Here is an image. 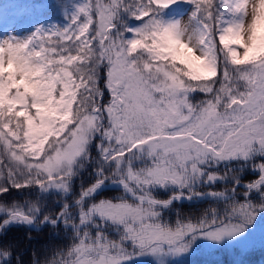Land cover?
Returning a JSON list of instances; mask_svg holds the SVG:
<instances>
[{"label":"snow or ice","instance_id":"obj_1","mask_svg":"<svg viewBox=\"0 0 264 264\" xmlns=\"http://www.w3.org/2000/svg\"><path fill=\"white\" fill-rule=\"evenodd\" d=\"M32 8L60 20L0 31V199L30 197L0 202V264H25L13 227L59 242L30 264H180L245 239L264 216V0ZM194 199L212 205L182 218Z\"/></svg>","mask_w":264,"mask_h":264},{"label":"rangeland","instance_id":"obj_2","mask_svg":"<svg viewBox=\"0 0 264 264\" xmlns=\"http://www.w3.org/2000/svg\"><path fill=\"white\" fill-rule=\"evenodd\" d=\"M51 3L53 0H0V31L20 32L30 28L34 19L44 17H49L50 22H57L60 15L55 10L43 11L42 15H38L41 10L32 8L33 5ZM195 201L203 202L194 200L189 203ZM209 205H212L211 201ZM179 259L180 264H264V216L257 218L245 239L227 245H213L211 242H200L199 245L198 242L195 250Z\"/></svg>","mask_w":264,"mask_h":264},{"label":"trees","instance_id":"obj_3","mask_svg":"<svg viewBox=\"0 0 264 264\" xmlns=\"http://www.w3.org/2000/svg\"><path fill=\"white\" fill-rule=\"evenodd\" d=\"M251 178V177H249ZM223 186H221L222 188ZM221 190V189H216ZM26 195H21L17 192V190L13 189L11 191V195L7 196L6 198L0 199V202L11 203L13 200L23 202L24 199H28ZM166 198V197H165ZM190 202V201H189ZM186 202L183 201L181 204L178 205V211L181 213L182 217L184 218H196L198 217L204 209L210 206V201L203 200V202ZM176 218L175 212L172 213L171 219L173 220ZM28 230L24 227H13L11 228L7 234L6 238L3 242H19L20 248L18 250H23V259L25 264H30V261L34 258L43 259L45 252V245L51 246L53 244H58V241H50V236L53 233V229L47 228L43 231H32L30 235L33 237V241L29 242L25 236ZM63 236V234H60ZM49 254V253H47Z\"/></svg>","mask_w":264,"mask_h":264}]
</instances>
